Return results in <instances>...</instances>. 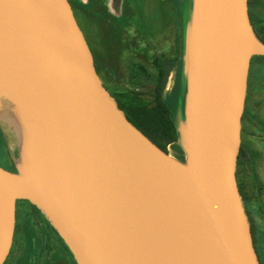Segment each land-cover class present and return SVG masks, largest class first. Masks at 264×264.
<instances>
[{
    "label": "water",
    "instance_id": "95a60500",
    "mask_svg": "<svg viewBox=\"0 0 264 264\" xmlns=\"http://www.w3.org/2000/svg\"><path fill=\"white\" fill-rule=\"evenodd\" d=\"M186 160L138 129L96 67L70 0H0V91L24 116V168L0 165V264L17 202L77 264H261L237 181L254 56L249 0H191Z\"/></svg>",
    "mask_w": 264,
    "mask_h": 264
},
{
    "label": "rangeland",
    "instance_id": "374dc122",
    "mask_svg": "<svg viewBox=\"0 0 264 264\" xmlns=\"http://www.w3.org/2000/svg\"><path fill=\"white\" fill-rule=\"evenodd\" d=\"M83 16L87 33L94 50L101 62L102 76L111 88L131 89L134 85L128 82L127 65L133 59L143 63L150 74L156 73L153 59L162 53L169 57L175 55V21L176 14L169 0H104L107 12L94 0H72ZM254 23L264 30V0H253L251 6ZM99 12L103 14H99ZM192 2L186 9L185 35L191 18ZM106 18L114 24L115 35L122 39L117 43L113 54H109V44L104 40V27L99 20ZM105 20V19H104ZM119 46L121 49H119ZM118 51V52H117ZM117 52V53H116ZM112 53V52H111ZM174 75L171 74L167 86L172 87ZM151 82L141 84L136 90L147 92L153 87ZM186 83V79L185 82ZM134 88V87H133ZM150 100V99H149ZM245 109L247 114L242 121V142L245 163L239 167L238 178L242 184L244 207L250 222L251 230L259 237V248L264 264V58L253 61L248 80V92ZM12 108L0 103V165L11 167L12 160L16 168H24L22 146L15 140V124L11 122ZM178 143L186 152V110H181L174 117ZM168 154L176 157L173 145H169ZM182 162V161H180ZM47 216L34 206H22L20 238L24 240L28 257L22 264H40L43 254L42 246L48 231ZM48 219V218H47ZM49 220V219H48ZM51 223V222H50ZM47 227V228H46ZM36 258L31 253L34 252ZM37 256H39L37 258ZM67 264L64 258L58 260Z\"/></svg>",
    "mask_w": 264,
    "mask_h": 264
},
{
    "label": "trees",
    "instance_id": "16d2710c",
    "mask_svg": "<svg viewBox=\"0 0 264 264\" xmlns=\"http://www.w3.org/2000/svg\"><path fill=\"white\" fill-rule=\"evenodd\" d=\"M76 15L78 16L79 22L86 34L91 49L95 56L96 67L101 75L105 85L107 86L110 93L117 99L120 108L125 112L127 118L140 129L148 138H150L157 146H159L165 152H168L169 145H173L176 151V157L185 162L186 154L182 145L178 143V135L174 124V117L177 116L179 111L184 110L186 106V83L185 82V46H186V20L185 13L189 6L191 0H169L171 3L175 14V55L169 57L167 53H162L159 56H155L153 59V65L156 73L154 75L150 74L148 69L143 63L137 62L131 59L127 65L128 72V82H131L134 86L131 89L122 90L121 88H111L106 84L102 76V67L97 52L94 50L93 45L89 39L87 33L86 22L83 16H80L77 6L70 0ZM93 5L99 4L103 9V13L107 12L106 5H104V0H94ZM253 0H249V13L251 18V23L255 30L257 37L264 42V30L258 28L253 19V13L251 6ZM102 12L99 14H103ZM105 19V20H104ZM99 20L104 27V40L109 44V54H113L115 51V46L117 43H121L122 39L115 35L116 28L114 24L108 23L106 18ZM117 47V46H116ZM119 49L121 47L119 46ZM122 50V49H121ZM112 52V53H111ZM118 52V51H117ZM116 52V53H117ZM264 56H254L252 63L255 59ZM174 75V82L171 88L167 86L169 82L170 75ZM140 82V85L151 82L153 87L147 92L138 91L136 87ZM150 99V100H149ZM247 114L245 109L243 115V121ZM245 163V153L243 148L238 158L237 164V181L242 196L244 204V195L242 192V184L239 182L238 173L241 164ZM10 165L12 169L10 171L17 172V168L12 160H10ZM28 204L37 208V206L31 204L27 200H18L17 202V225L15 235L18 236L20 233V224L22 219V206ZM245 205V204H244ZM46 225L49 229L54 231L55 228L52 226L50 221L45 218ZM62 239V238H61Z\"/></svg>",
    "mask_w": 264,
    "mask_h": 264
},
{
    "label": "flooded vegetation",
    "instance_id": "af4514ba",
    "mask_svg": "<svg viewBox=\"0 0 264 264\" xmlns=\"http://www.w3.org/2000/svg\"><path fill=\"white\" fill-rule=\"evenodd\" d=\"M6 169L11 170L12 167H6ZM46 230L48 231V233L44 242L45 244L42 246L43 254L41 255L42 261L40 262V264H60V262H58L60 258H64L67 264H77L71 250L66 245V242L61 239L59 233L49 228H47ZM252 234L260 262L261 264H263L259 248V237L257 236V233H255V231H252ZM36 252L31 253L35 256V258ZM37 253H39V251ZM28 256L29 254L27 253V248L24 240L20 238L19 234L18 236L15 235L11 253L5 264H22L24 262L23 259ZM38 257L39 256H37V258Z\"/></svg>",
    "mask_w": 264,
    "mask_h": 264
},
{
    "label": "bare ground",
    "instance_id": "6f19581e",
    "mask_svg": "<svg viewBox=\"0 0 264 264\" xmlns=\"http://www.w3.org/2000/svg\"><path fill=\"white\" fill-rule=\"evenodd\" d=\"M0 103L4 106H8L12 108V112L10 115L11 122L15 124V140L16 143L20 146L23 145L24 139V124L26 121L33 120V118H28L23 115V113L19 110L17 105L3 92L0 91ZM172 157V156H171Z\"/></svg>",
    "mask_w": 264,
    "mask_h": 264
}]
</instances>
